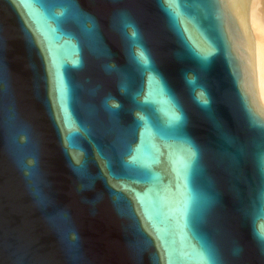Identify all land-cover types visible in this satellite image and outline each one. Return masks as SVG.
Instances as JSON below:
<instances>
[{
	"label": "water",
	"instance_id": "obj_1",
	"mask_svg": "<svg viewBox=\"0 0 264 264\" xmlns=\"http://www.w3.org/2000/svg\"><path fill=\"white\" fill-rule=\"evenodd\" d=\"M249 0H0V264H264Z\"/></svg>",
	"mask_w": 264,
	"mask_h": 264
},
{
	"label": "bare ground",
	"instance_id": "obj_2",
	"mask_svg": "<svg viewBox=\"0 0 264 264\" xmlns=\"http://www.w3.org/2000/svg\"><path fill=\"white\" fill-rule=\"evenodd\" d=\"M247 17L256 42V88L264 105V0H249Z\"/></svg>",
	"mask_w": 264,
	"mask_h": 264
}]
</instances>
